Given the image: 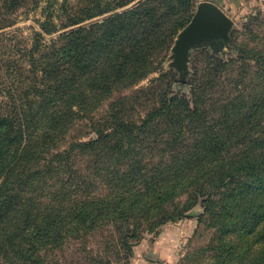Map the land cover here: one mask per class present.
Here are the masks:
<instances>
[{
	"label": "trees",
	"instance_id": "16d2710c",
	"mask_svg": "<svg viewBox=\"0 0 264 264\" xmlns=\"http://www.w3.org/2000/svg\"><path fill=\"white\" fill-rule=\"evenodd\" d=\"M13 1L3 0L0 4V34L15 24L4 14L17 9L20 2ZM145 1L153 4L158 0ZM185 2L194 5L192 0ZM124 4L119 2L117 7ZM61 7L51 6L52 13L47 12L45 20L38 21L31 41L19 42L17 51L11 46L12 51L9 47L7 53L0 52V64L3 61L7 65L5 70L0 66V97L6 98L0 100L3 261L29 264L31 259L32 264H42V244L50 242L59 247L64 240L81 238L92 231L99 232L102 240L136 239L143 222L157 225L181 218L197 204L213 218L219 197L225 198L221 206L226 210L224 226L229 240L238 237V231L248 239L261 236L262 240H250L248 246L258 241L264 244V198L261 204L254 198L258 190L255 180L264 183V116L257 111V106H264L263 98L257 99L258 105L245 103L243 98L229 100L222 105L228 106L227 111L212 118L202 113L198 93L193 96V111L185 98L170 96L139 122H98L93 125L95 138L74 140L69 149H56L72 124L89 115H81L76 108L83 106L88 92L96 91V84L107 83L111 75H138L139 55L148 54L151 42L159 34L173 37L175 28L189 20L182 24L174 21L170 28L169 16H163L168 11L160 14L155 5L140 12L135 10L138 7L131 8L115 16L111 35L105 26L98 48H93L92 24H77L107 9L91 10L79 5L76 13V9ZM59 10L62 16H58ZM123 18H129L128 22L122 24ZM133 26L140 27L144 35L135 34ZM67 27V31L45 41V34ZM133 35L135 41L129 42ZM128 44L134 54L127 53ZM95 49L102 60L97 65L92 57ZM16 60L24 62L17 72L18 79L14 75L16 66L11 64ZM96 75L102 78L95 79ZM183 107L185 115L190 116L188 121L200 127L190 131L176 127L157 137L149 132L151 123ZM151 140L156 144H149ZM108 141L114 144L102 150L96 166L93 160L87 172L74 168L73 153L93 157L95 147ZM256 169L260 171L258 177L253 174ZM100 182L104 189L101 192ZM190 187L194 190L187 200L172 208L167 206Z\"/></svg>",
	"mask_w": 264,
	"mask_h": 264
},
{
	"label": "rangeland",
	"instance_id": "374dc122",
	"mask_svg": "<svg viewBox=\"0 0 264 264\" xmlns=\"http://www.w3.org/2000/svg\"><path fill=\"white\" fill-rule=\"evenodd\" d=\"M185 1L187 0H158L157 3H153L155 10H161L160 14L168 11L163 16H169L170 28L174 21L182 24L188 18V22L181 28L176 27L173 37L159 34L151 42L148 54L139 55L141 69L135 77L124 73L119 77L111 75L107 83L100 84L97 80L98 84L94 86L96 91L88 92L89 96L83 106L76 108L77 111L81 110L79 112L81 115H89L78 118L72 124L65 137L57 143L56 149H69L74 140L95 138L93 125L98 122L110 123L113 119L139 122L170 96L185 98L192 107L189 109L193 111L195 109L193 96L195 92L198 93L202 103H200L202 113L212 118H218L222 112L227 111L228 106L222 105L228 104L229 100L237 102L235 99L243 98L245 103L256 102L258 105L257 99H264V0H243L241 6L229 0L231 8L229 7L226 14L231 18L232 25L228 37L220 41L195 42L188 49L185 65L181 68L177 64L175 52L179 33L191 21L198 4L203 0H192L194 4L192 6ZM2 2L3 0H0V4ZM13 2L20 4L16 10L12 11V9L4 13L6 17L13 18L15 24L0 34V52L3 54L7 53L6 49L9 47L11 49V46L17 51L21 41L22 43L31 41L29 39L38 28V21L45 20L46 16L52 13L51 6L56 8L62 4L61 8H73L74 11L76 9V13L79 5H86L91 10H98L101 7L107 9V12L77 24V26L92 24L90 38L93 41V48H98L100 33L104 32L105 26L108 35L112 34L115 28V16L119 13L136 7L138 8L135 10L140 12L147 5L154 7L145 0H14ZM119 2L127 4L117 7ZM192 10L189 18L188 15ZM11 11L14 13H9ZM62 14L63 11L59 10L58 16ZM128 19L123 18L122 24L128 22ZM61 20L63 19L57 21L59 26ZM68 29V27L60 28L57 32L45 34L44 39L48 43L51 37ZM132 30L135 34L144 35L138 26H133ZM134 37V35L130 36L129 42L135 41L132 40ZM126 42L128 43L127 40ZM144 42L146 41H142L141 44ZM110 46L109 44V48ZM127 53L134 54L129 44ZM10 54L13 56L12 53ZM258 55L261 57L259 58ZM100 56L96 49L93 50L92 57L94 62L97 60L96 65L102 61L98 59ZM1 63L2 70H5L7 65L3 61ZM11 64L16 66L14 75L18 79L17 72L24 62L16 60ZM140 76L141 78L134 82L135 78ZM101 78L98 75L95 77V79ZM92 97L94 100L90 102L89 99ZM1 99L6 101L5 97H0ZM257 111L262 112L261 115L264 116V106H257ZM186 112L184 107L172 109L169 114L151 123L149 132L157 137V134L161 136L176 127L189 131L196 130L201 124L188 121L190 116H186ZM261 122L264 124V121ZM180 141L190 142L187 139ZM112 144L114 143L108 141L105 145L96 146L95 155L90 158L76 156V153H73L74 168L87 172L91 169L93 160L96 166V160L103 155L102 150L112 147ZM149 144L156 143L151 140ZM253 174L258 177L260 171L256 169ZM256 181L257 179L255 184L258 190L255 191L254 198L261 204L260 199L264 198V183H256ZM99 185L101 188L99 192L104 191L101 182ZM193 190V187H190L181 195H176L172 204L167 206L172 208L173 204L184 202ZM218 199L220 205L213 218L203 211L201 204H197L191 211L186 212V215H182L184 217L167 220L157 225L151 224L152 221L143 222L139 226L141 229L136 239L102 240L99 232L92 231L90 235L85 234L81 238L64 240L59 247H55L50 242L42 244L40 249L43 253L42 264H264L263 242L258 241L248 246L250 240H262L261 236L258 235L259 239L253 237L248 239L249 236L242 237L239 235L241 233L235 231L238 237L234 236V240H229L225 233L227 227L224 226L226 210L221 206L225 198ZM0 264H6L1 257ZM29 264H32L31 259Z\"/></svg>",
	"mask_w": 264,
	"mask_h": 264
},
{
	"label": "water",
	"instance_id": "95a60500",
	"mask_svg": "<svg viewBox=\"0 0 264 264\" xmlns=\"http://www.w3.org/2000/svg\"><path fill=\"white\" fill-rule=\"evenodd\" d=\"M231 18L210 1H201L191 21L179 33L175 48L177 64L185 65L188 49L198 41H217L228 37Z\"/></svg>",
	"mask_w": 264,
	"mask_h": 264
},
{
	"label": "crops",
	"instance_id": "0c3cea01",
	"mask_svg": "<svg viewBox=\"0 0 264 264\" xmlns=\"http://www.w3.org/2000/svg\"><path fill=\"white\" fill-rule=\"evenodd\" d=\"M203 1H210L217 5L223 12H228V10L231 8V3L229 0H203ZM233 4L240 5L243 4V0H231ZM230 7V8H229Z\"/></svg>",
	"mask_w": 264,
	"mask_h": 264
}]
</instances>
